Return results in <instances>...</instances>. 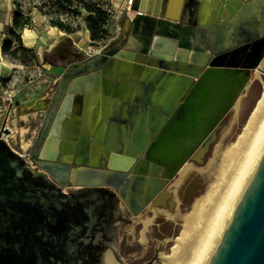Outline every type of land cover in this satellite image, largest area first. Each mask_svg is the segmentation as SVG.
Segmentation results:
<instances>
[{
	"label": "water",
	"instance_id": "1",
	"mask_svg": "<svg viewBox=\"0 0 264 264\" xmlns=\"http://www.w3.org/2000/svg\"><path fill=\"white\" fill-rule=\"evenodd\" d=\"M222 1L226 10L222 8L221 15L211 23L200 14L203 0H163L161 9L153 8L150 0H133L126 22L132 33L131 43L113 39L102 51L76 64L60 78L35 153L46 173L34 170L0 135V264H69L67 260L76 257L78 235L91 228L94 219L84 220L80 210L88 207L90 212L94 196L87 198L88 204L83 198L64 192L51 179L65 183L71 168L58 161L63 150L53 149L58 140L47 135L62 98L69 101L79 85L82 89L84 82L95 83L98 69L118 60L158 67L163 98L159 119L150 121L148 129L142 123L136 146L127 149L125 162L117 164L119 154L111 157L106 151L102 161L109 171L77 173V184L86 188L103 184L119 188L128 177L129 165L140 163V184L144 187L146 183L156 194L160 189V162L169 169L171 177L191 156H199L203 153L201 148L215 140L216 128L238 103L241 92L251 82L252 72L264 65V45L250 52L248 45L243 44L250 41L252 32V36H259L252 20L258 6L264 7V0ZM229 16L240 17L242 23L239 33L243 37L238 40L242 46L233 50ZM261 27L264 34V20ZM161 42L167 43L165 53ZM148 71L152 74L154 70ZM79 75L86 78L79 79ZM63 113L60 111L59 117ZM6 117L8 113L4 114ZM4 118L0 117V125L5 123ZM104 124L103 120L98 127L99 139ZM59 144L64 142L60 140ZM116 151L121 152V147ZM122 195L126 196L124 190ZM108 200L106 193L99 202L104 205ZM209 264H264V159Z\"/></svg>",
	"mask_w": 264,
	"mask_h": 264
},
{
	"label": "flooded vegetation",
	"instance_id": "2",
	"mask_svg": "<svg viewBox=\"0 0 264 264\" xmlns=\"http://www.w3.org/2000/svg\"><path fill=\"white\" fill-rule=\"evenodd\" d=\"M229 1L232 2L233 0ZM263 20L264 7L258 6V12L252 20V26L259 32V36H252V32L250 41L243 43L244 45H248V51L250 52L264 45V34L262 33L261 27ZM228 21L231 24L230 39L232 42L230 50H233L234 48L242 46V44L238 43L239 38L243 37L239 33L242 23L240 17L236 18L234 16H229ZM126 34L129 35L128 38L125 37ZM131 35L130 29L129 34L127 30L126 32L123 31L120 35V41L117 42L125 44L131 43ZM59 83L60 80L58 85ZM58 85L54 95L49 97L48 105L44 114H42L41 123L34 136V141L30 146V157L26 158L23 155L31 167L38 172H45L39 165L41 158L35 155L40 129L44 125L46 118H48L50 109L54 104ZM84 129L81 133L77 125L72 123L65 125L60 137L61 142H64V144H59L58 146L59 150L62 149L63 151L59 154L58 161L69 165L71 173L63 184L50 176L68 194L83 198L85 201H87L90 195L94 196V199L91 200L94 206L92 210L89 212L88 207H86L87 209L82 208L80 210V217H83L84 220H91L92 217L94 222L91 228L87 230L83 229V232L78 235L76 257L69 258L67 263L109 264L110 259H112L116 264H160L162 260L160 245L162 242H160V237H165L166 231L170 228L171 222L174 220L173 217H166L164 212L165 208L176 206L177 202L174 200V194L180 196L179 208L188 201V198L192 194V181L190 179L193 174L192 170H199L205 163L207 154L217 141L216 138L207 148H201L200 151L203 153L199 155L200 158L191 156L171 177L168 174L169 169L160 162V172L157 177L160 178V189L154 194L150 188L146 187V183L144 187L140 184L142 181L140 176L142 174H138V172L143 170L140 163L129 165L130 169L127 171L128 177L125 183L118 186L119 188L106 184L86 188L77 184L80 181L79 175L81 173L90 170L109 171L107 165L103 164V161L100 164L98 160L99 156L101 157L95 147L96 140H100L97 136L98 127L94 131L92 130L90 135L87 134L89 127L85 125ZM56 140L58 138L55 137ZM102 157L104 158L103 155ZM187 165H191L192 167L189 172L185 173L184 169ZM73 172H75L74 175L76 177L73 176ZM77 173L79 174L78 176ZM153 177L156 178V176ZM114 183L119 184L116 180ZM123 190L126 194L125 197L122 195ZM106 193L109 196V200L103 205L99 202V199ZM95 197H98V199ZM87 203L89 204L88 201ZM99 204H102V206H99ZM142 234L147 237L145 250L143 252L141 251V253L138 251L134 252L135 242H141L140 237ZM154 242L157 243L154 244Z\"/></svg>",
	"mask_w": 264,
	"mask_h": 264
},
{
	"label": "rangeland",
	"instance_id": "3",
	"mask_svg": "<svg viewBox=\"0 0 264 264\" xmlns=\"http://www.w3.org/2000/svg\"><path fill=\"white\" fill-rule=\"evenodd\" d=\"M104 1H107L113 13L107 40L99 43L94 42L85 24L81 31L68 34L50 26L44 15L34 12L32 25L26 27L22 32V44L31 51L19 52L18 57H15L4 51L5 41L11 38L9 28L12 26L14 0H0V66L3 67L2 74L6 75L5 78H0V105H3L6 112L11 108V104L14 106L8 117L12 130L10 133L11 143L13 148L20 154H25L26 158L30 157V146L34 141L36 128L40 121L38 113H41L42 108L46 106L52 93L51 90L57 87L60 78L66 71L76 64L85 62L108 45L118 34V27L129 12L119 9L124 0ZM13 45L18 47L19 43L14 41ZM262 69H264V65H260L252 72L251 82L241 92L238 103L217 127V141L207 154L205 163L201 166L202 169L208 165L219 148L235 140L241 132L262 93L264 85ZM257 73L261 77H258ZM0 117L4 118L1 111ZM199 170H192L193 174L190 177L192 194L188 201L179 208L180 196L174 194L176 206L165 208L166 217H173L174 220L166 231L165 237H160V242L163 243H160L162 253L170 252L171 247L175 244V238L179 234L181 221L175 215L185 212L194 198L201 194L206 187L207 175L204 171ZM140 240L141 242H135L134 252L141 253L145 250L147 237L142 234ZM160 264H164V261L161 260Z\"/></svg>",
	"mask_w": 264,
	"mask_h": 264
},
{
	"label": "crops",
	"instance_id": "4",
	"mask_svg": "<svg viewBox=\"0 0 264 264\" xmlns=\"http://www.w3.org/2000/svg\"><path fill=\"white\" fill-rule=\"evenodd\" d=\"M124 1L119 7L121 10L125 9L126 0ZM203 1L200 14L204 17L207 16L211 23L221 15L222 8L226 10V5L222 0ZM150 2H152L153 8L161 9L163 0H160L159 4L157 3L158 0H150ZM127 19L126 14L118 27V34L113 39L120 41V35L125 30L129 34ZM125 37L128 38L129 35L126 34ZM160 48L165 53L168 49L167 43L161 42ZM149 67L145 63L118 60L114 65L98 69L95 72V83L88 84L84 82L82 89L79 85L77 94L74 93L71 100H66L64 96L61 105L58 106L56 115L52 119L47 135V138H58V143L54 145L53 149L55 147L58 149L63 128L67 123L77 125L81 133L85 130V125L88 126L89 131L87 134L90 135L92 130L94 131L99 127L104 120L105 124L101 133L102 139L95 142L96 151L101 155L98 160L102 164V155L105 151H108L111 157L119 154L116 162L122 165L125 162L127 149L136 146L138 133L142 130V123L145 122V129H148L150 121L154 122L159 119L160 99L163 98L160 96V68ZM150 69L151 71L154 70L152 74L148 71ZM2 70L3 67L0 66V78H5L6 75L2 74ZM145 75L151 76L148 78ZM146 77L148 79H145ZM78 78L85 79L86 76L79 75ZM154 78L156 81H153ZM55 89L51 90L50 97L54 95ZM47 105L48 101L46 106L42 108V112L38 113L40 114V121L36 133ZM60 111L64 112L61 117L58 115ZM57 130L59 131L58 134L54 133ZM120 147L121 152H117L116 149Z\"/></svg>",
	"mask_w": 264,
	"mask_h": 264
},
{
	"label": "bare ground",
	"instance_id": "5",
	"mask_svg": "<svg viewBox=\"0 0 264 264\" xmlns=\"http://www.w3.org/2000/svg\"><path fill=\"white\" fill-rule=\"evenodd\" d=\"M263 159L264 85L235 140L219 148L208 165L199 168L207 175L206 187L185 212L175 215L181 221L179 234L170 252L162 253L164 264L210 263ZM191 167L187 165L184 172ZM109 264L116 263L110 259Z\"/></svg>",
	"mask_w": 264,
	"mask_h": 264
},
{
	"label": "trees",
	"instance_id": "6",
	"mask_svg": "<svg viewBox=\"0 0 264 264\" xmlns=\"http://www.w3.org/2000/svg\"><path fill=\"white\" fill-rule=\"evenodd\" d=\"M11 38L4 43V51L18 57L19 52H30L22 44V32L33 23V13L47 18L48 24L68 34L79 32L85 24L94 42L109 38L113 13L104 0H14ZM19 43L18 47L13 42ZM15 47V48H14Z\"/></svg>",
	"mask_w": 264,
	"mask_h": 264
},
{
	"label": "built area",
	"instance_id": "7",
	"mask_svg": "<svg viewBox=\"0 0 264 264\" xmlns=\"http://www.w3.org/2000/svg\"><path fill=\"white\" fill-rule=\"evenodd\" d=\"M127 1V0H126ZM132 1L133 0H129V6H128V8L126 7V4H125V9L124 10H129V8H130V6H131V4H132ZM13 108H14V106H13V104H11V108L9 109V111H8V109H7V112L5 111V109L3 108V105H0V111H1V113H3V114H7L8 113V117H9V115L11 114V112H12V110H13ZM8 117H6V118H4V121H5V123H3V125H1L0 126V135L4 138V139H6L7 141H8V143L13 147V145H12V143H11V138H10V133H11V128H10V125H9V118ZM5 129H9L10 131L7 133L6 131H5ZM22 155H24L25 157H26V155L25 154H22ZM30 160V159H29Z\"/></svg>",
	"mask_w": 264,
	"mask_h": 264
}]
</instances>
